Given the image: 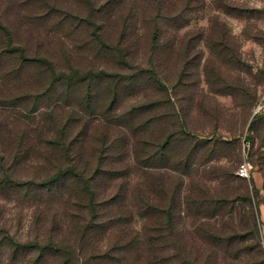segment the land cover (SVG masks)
<instances>
[{
  "label": "rangeland",
  "instance_id": "rangeland-1",
  "mask_svg": "<svg viewBox=\"0 0 264 264\" xmlns=\"http://www.w3.org/2000/svg\"><path fill=\"white\" fill-rule=\"evenodd\" d=\"M0 17L30 57L110 74L90 110L0 35V264H146L123 245L169 221L156 264H264V0H0ZM79 133L92 203L6 183L67 166L52 142Z\"/></svg>",
  "mask_w": 264,
  "mask_h": 264
},
{
  "label": "trees",
  "instance_id": "trees-1",
  "mask_svg": "<svg viewBox=\"0 0 264 264\" xmlns=\"http://www.w3.org/2000/svg\"><path fill=\"white\" fill-rule=\"evenodd\" d=\"M0 35L3 37V40L1 43L4 46L5 51L7 52V55L13 56L16 59L20 61V64L27 65V66H33L39 70L40 73H42L45 78H49L51 83L53 85L56 84H62L65 86L66 92L70 93V91L73 90V88L76 87V85H86L87 92H88V98L86 99L87 107L91 110L95 105L92 102L93 99V91L96 89L100 84L105 82L106 80H109L110 74L105 70H91L89 69L86 72L81 71V69L77 68H70L69 71H58L55 66V63L50 58L44 57V56H32L30 57L25 53V49L22 46L15 45L12 39V31L10 28L3 23L2 17H0ZM154 42H156V35L154 36ZM109 87H116L114 85H110ZM118 93L117 91L114 92L112 95V100L110 103V106H113L114 103L118 100ZM260 120V117L258 114L254 117L252 125H256V122ZM66 127L63 126L62 130L60 131V134L64 135L66 134ZM80 133L75 139H72L69 142H60L59 141H53L52 144L54 145V148L57 151H60L61 156L63 159L68 162V165L64 168H60L59 171H56L52 176L44 180L42 183H34V182H27L24 184H20L14 181H11L9 178L6 179V183L10 185L13 188H20L23 186H28L30 188H47L48 190L52 191L54 188L60 187L62 189V186L64 188H69L72 191H83V194L89 198V200L93 201L94 199V191L90 188V181H86L84 172L77 171L75 172L74 169V162L73 159L74 155L73 152L76 151V148L78 145L82 142V139H80ZM76 154V153H75ZM152 156V155H150ZM75 160V159H74ZM73 162V163H72ZM35 185V186H34ZM257 192L259 189H256ZM248 192V191H247ZM246 196V201L251 202V198L249 196ZM253 201V199H252ZM160 213L166 214L167 217L172 216V210H164L160 209ZM170 224V227L166 225V235H161L159 238L156 237L157 234L148 235L145 238L142 237L141 239L143 241H132L128 242L123 245L122 251L133 249L134 253L139 250L138 257L139 259L143 258L146 255H149L147 257V261H149L151 264L161 263L164 260H168L169 258H162V251H163V244L166 237L168 236V232L172 226V222L169 221L167 224ZM154 228V227H152ZM157 231H161V228L156 225ZM255 229V228H254ZM256 230V229H255ZM257 231V230H256ZM149 231H147L148 233ZM150 234V233H148ZM170 236V235H169ZM166 238V239H165ZM165 239V240H164ZM164 240V241H163ZM163 241V243H162ZM11 247L13 249V252L15 254L25 252L31 248H34L35 245H29V244H21L16 241H11ZM49 247H43L42 250H48ZM146 261V264L148 263ZM149 264V263H148ZM189 264H193L190 262Z\"/></svg>",
  "mask_w": 264,
  "mask_h": 264
},
{
  "label": "built area",
  "instance_id": "built-area-1",
  "mask_svg": "<svg viewBox=\"0 0 264 264\" xmlns=\"http://www.w3.org/2000/svg\"><path fill=\"white\" fill-rule=\"evenodd\" d=\"M250 172H251V165L248 162H244L238 170V175L242 178H249Z\"/></svg>",
  "mask_w": 264,
  "mask_h": 264
}]
</instances>
